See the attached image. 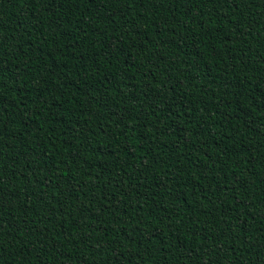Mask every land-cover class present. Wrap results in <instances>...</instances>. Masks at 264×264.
<instances>
[{"label": "trees", "instance_id": "trees-1", "mask_svg": "<svg viewBox=\"0 0 264 264\" xmlns=\"http://www.w3.org/2000/svg\"><path fill=\"white\" fill-rule=\"evenodd\" d=\"M0 264H264V0H0Z\"/></svg>", "mask_w": 264, "mask_h": 264}]
</instances>
